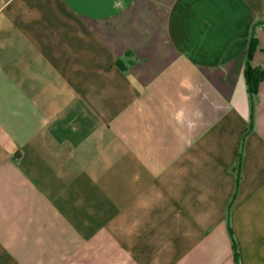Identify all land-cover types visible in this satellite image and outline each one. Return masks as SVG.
<instances>
[{"label":"crops","instance_id":"0c3cea01","mask_svg":"<svg viewBox=\"0 0 264 264\" xmlns=\"http://www.w3.org/2000/svg\"><path fill=\"white\" fill-rule=\"evenodd\" d=\"M251 36L264 0H0V264H264Z\"/></svg>","mask_w":264,"mask_h":264},{"label":"trees","instance_id":"16d2710c","mask_svg":"<svg viewBox=\"0 0 264 264\" xmlns=\"http://www.w3.org/2000/svg\"><path fill=\"white\" fill-rule=\"evenodd\" d=\"M256 48V41L252 36L249 39V44L247 48V61L243 69V76L245 79V84H246V90L249 98V104H250V110H251V115H252V109H253V100L254 96L257 91V87L259 83L264 79V67H253L250 65V57L252 52ZM238 160H240V153ZM234 246V243H233ZM234 260L235 263L237 264V253L234 250Z\"/></svg>","mask_w":264,"mask_h":264}]
</instances>
